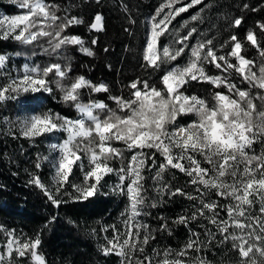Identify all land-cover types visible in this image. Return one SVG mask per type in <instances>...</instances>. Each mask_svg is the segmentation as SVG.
<instances>
[{
	"label": "snow or ice",
	"instance_id": "6c2138e0",
	"mask_svg": "<svg viewBox=\"0 0 264 264\" xmlns=\"http://www.w3.org/2000/svg\"><path fill=\"white\" fill-rule=\"evenodd\" d=\"M15 2L24 11L0 17V38H12L21 44L46 39L48 46L43 47V54L49 56H62L69 46H78V50L88 56L95 55L80 36L66 34L70 27L83 24L82 18L57 15L59 5L47 0ZM201 4L204 7L188 20H181L179 25L170 28L181 13ZM212 7V0L207 4L204 0H188L187 3L160 0L145 22V47L141 53L142 68L152 72L125 85L129 89L127 97L109 94L107 99L113 101L115 107L103 100H82L83 89H89L90 93H109V87L105 83L94 84L83 75L69 76L70 62H51L43 66L26 63L17 76L0 85V102H4L23 93H51L54 83L62 101L75 109L77 117L74 119L48 110L25 115L15 122L21 135L29 139L51 133L64 134L62 140L49 145L51 151L57 153L51 161L53 190L36 175L32 176L31 183L40 187L59 207L63 201L56 196L66 185L77 194L73 199L88 200L96 195L104 177L115 173L118 181L111 191L125 196L128 201L121 213L124 227L120 231L115 225L109 226L114 234L110 239L105 238L107 244L101 250L106 256L120 257V264H212L200 255L205 244L199 239L200 234L191 228L189 239L182 247L154 248L151 254H145L149 242L155 239V231L167 230L170 234L167 222L153 230L138 219L149 214L145 208L157 206L156 200L146 203L145 168H156L152 179L158 195H182L197 202L191 215H180L174 223L187 227L203 217L215 226V232L205 227L208 244L219 235L217 245L232 242L231 249L237 254L235 264H264V150L257 153L253 148L254 144H264V40L258 38L253 29L246 32L245 41L256 49L258 58L244 54L245 42L234 32L223 42L216 43L217 36H209L196 26V22L203 23L205 10ZM224 19L229 21L226 31L239 28L243 21V17ZM129 22L135 23L131 19ZM256 27L264 34V23ZM88 28L104 31L103 15L96 13ZM162 37L166 42L162 43ZM91 43L94 45L97 40L93 38ZM182 56L185 60L175 63ZM8 60V55L0 54V74L8 75L5 71ZM209 65L218 72L207 71ZM156 73H159L158 79L153 81ZM234 73L239 83L233 79ZM50 75H54L53 80H49ZM191 82L212 86L209 97L189 94L185 86ZM240 84H246L247 88H241ZM181 116L193 119L177 123ZM116 143L123 148L115 147ZM125 151L131 156L125 158ZM157 154L162 158L159 164ZM125 159L127 164L123 163ZM41 160L48 157H39L36 168L41 167ZM113 160L121 161L119 168L111 165ZM74 168L79 169L81 179L69 185ZM169 168L190 177L189 182L198 195L181 188L172 189L165 183L163 174ZM212 192L228 202L221 204L220 199H206ZM221 212L226 215L221 216ZM7 235L10 238L3 246L6 250H0V264H47L39 252V235L22 239L14 230Z\"/></svg>",
	"mask_w": 264,
	"mask_h": 264
},
{
	"label": "trees",
	"instance_id": "16d2710c",
	"mask_svg": "<svg viewBox=\"0 0 264 264\" xmlns=\"http://www.w3.org/2000/svg\"><path fill=\"white\" fill-rule=\"evenodd\" d=\"M47 2L59 5L60 11L57 12L59 16L67 14L83 19V24L70 27L66 34L80 36L85 41V46L90 47L95 55L88 56L79 51L78 46H69L64 50V55L49 56L43 54V47L48 46L46 39H40L33 44H21L12 38H0V53L9 56L5 70L8 75L0 74V85L8 83L11 75L15 73L14 68H20L23 62L41 66L51 62L61 64L70 62L72 71L69 76L83 75L94 84L105 83L109 87V93H90L89 89H83L81 99L84 101L101 99L110 107H115L114 102L107 99L109 94L127 97L129 89L125 85L137 77H146L152 72L151 69L146 71L142 68L144 62L141 53L145 47V22L155 12L160 0H100L99 4L96 0H47ZM208 2L209 0H204L205 4ZM212 3L213 7L204 12L203 23L199 22L208 35L217 36L216 43H221L234 32L245 42L244 54L248 58H258L256 49L245 41V35L249 29H253L257 32L258 38L264 40V34L256 27L258 23H264V0H212ZM245 4L247 8L244 7ZM10 5L9 0H0V6L12 12ZM198 7L201 9L204 4ZM96 13H101L104 17L102 32L89 31L88 28ZM224 17L229 19L243 17V21L239 28L226 31L229 21ZM130 19L135 23H130ZM93 38L97 40L94 45L91 43ZM217 72L216 69L213 71ZM158 76L159 73L154 74L152 80L155 81ZM53 79L54 75H50L49 80ZM233 79L239 83V77L235 73ZM239 86L247 88L246 84ZM185 87L189 94L202 97L212 90V86L207 83L191 82ZM52 88L51 93L43 91L23 93L16 99L0 102V226L4 229L0 231V250H6L3 246L10 238L7 232L14 230L16 236L22 239L35 238L39 235L41 240L39 252L44 255L47 264H120V257L114 254L106 256L101 250L107 244L105 238L110 239L114 234L109 226L115 225L120 231H123L124 227L121 213L125 211L128 201L125 196L111 191L118 181L115 173L105 176L96 195L88 200L73 199L72 197L77 194L66 185L56 196V199L63 201L59 207L52 203L40 187L31 183L32 176L36 175L49 190H53L54 171L51 161L55 153L49 147L51 134L32 139L25 138L15 122L25 116L28 110L35 113L51 110L65 117L77 116L75 109L62 101L61 92L54 83ZM187 118L189 116H181V121L185 123ZM114 146L123 148L119 143ZM253 148L259 153L264 150V144H254ZM42 156H47L48 160H41V167L36 168L38 158ZM124 156L128 158L131 153L125 151ZM161 159L157 154V164ZM110 163L113 167L119 168L121 161L113 160ZM123 163L127 164V159ZM148 163L151 164V161ZM155 172L156 168L151 170L145 168L143 174L144 184L148 190L146 203L156 200L157 206L145 208L149 214L138 219L145 221L153 230L167 222L170 234L167 230L155 231V239L149 242L145 254H151L154 248L163 250L182 247L189 239L191 228L200 234L199 239L205 244L200 255L212 264H221V261L224 264L229 262L235 264L237 254L231 249V241L217 245V241L221 239L217 235L212 243L208 244L209 237L205 227L215 232V226L209 224L208 220L200 217L190 222L187 227L174 223L180 215H191L197 202L182 195H158L153 187L152 176ZM163 175L164 182L172 189L181 188L186 193L198 195L194 191L195 186L189 182L191 178L179 170L169 168ZM80 179L79 169L74 168L69 185L79 183ZM206 199H220L221 204L228 202L216 197L214 192ZM225 215L226 213L221 212V216ZM161 217L164 219H160ZM105 227L108 231H104Z\"/></svg>",
	"mask_w": 264,
	"mask_h": 264
},
{
	"label": "rangeland",
	"instance_id": "374dc122",
	"mask_svg": "<svg viewBox=\"0 0 264 264\" xmlns=\"http://www.w3.org/2000/svg\"><path fill=\"white\" fill-rule=\"evenodd\" d=\"M9 1H10V3H11L10 7L13 9L12 12H10L7 8H5V7H3V6H0V17H3V16H5V15H7V16H12V15L22 14V13H23L24 10H21V9L18 7V5H17V3L15 2V0H9ZM187 2H188V0H184V3H187ZM177 6H179V5H177ZM199 10H200V8L198 7V5H196V6L192 7V8H190V9L188 10V12L181 13L180 16L176 17V19L172 21V25L170 26V28H171L172 26H177V25H179V23H180L181 20H188L189 17H190L191 15L195 14V13H196L197 11H199ZM189 26H191V24H190ZM196 26L198 27V29H199L201 32H205L204 27L201 26V25L199 24V22H196ZM185 31H186V29H185ZM206 32H207V31H206ZM181 34H183V33H181ZM166 35H167V34H166ZM161 41H162V43L166 42L165 37H162V38H161ZM0 54H1V53H0ZM2 54H4V53H2ZM5 55H6V54H5ZM184 60H185V57L182 56V57H180L175 63L179 64V63H182ZM8 63H9V62H7V64H8ZM26 63H27V62H23V63L21 64V67H20V68L15 67V68H14V72H15V73H14L13 75H11V77H15V76H17L18 73L22 71L23 65L26 64ZM27 64H28V63H27ZM7 66H8V65H7ZM6 69H7V68H6ZM214 70H215V68L212 67L211 65H210V66H207V71H209L210 73H212V74H216V73H213ZM196 83H197V82H196ZM98 84H99V83H98ZM205 97H209V93H208V92L205 93ZM92 100H101V99H92ZM87 101H88V100H87ZM87 101H85V102H87ZM104 102H105V101H104ZM258 106H259V103H258ZM32 113H35V112H34L33 110H28V111H26V115H30V114H32ZM76 117H77V116H76ZM76 117H74V118H76ZM182 117H184V116H182ZM69 118H72V117H69ZM74 118H73V119H74ZM191 119H193V117H192V116H189V118H187V120L185 121V123H187V122L190 121ZM177 123H183V122L181 121V117L178 119ZM63 138H64V134H63V133H51V141H50V144H52V143H57V142H59L60 140H62ZM54 153H55V152H54ZM56 155H57V153H55L54 158H55ZM54 158H53V159H54ZM53 171H54V169H53Z\"/></svg>",
	"mask_w": 264,
	"mask_h": 264
}]
</instances>
